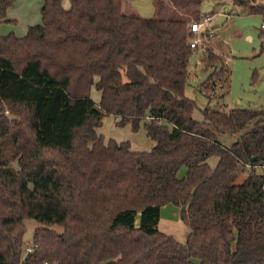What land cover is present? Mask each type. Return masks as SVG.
I'll return each instance as SVG.
<instances>
[{"label": "trees", "instance_id": "obj_1", "mask_svg": "<svg viewBox=\"0 0 264 264\" xmlns=\"http://www.w3.org/2000/svg\"><path fill=\"white\" fill-rule=\"evenodd\" d=\"M40 1V24L0 35V264H21L27 220L44 227L32 264H264V109L193 119L190 22L126 14L124 0ZM14 2L0 0V25ZM231 2L264 22V0ZM206 53L210 96L226 70ZM105 116L152 148L105 140ZM168 204L183 243L157 228Z\"/></svg>", "mask_w": 264, "mask_h": 264}, {"label": "rangeland", "instance_id": "obj_2", "mask_svg": "<svg viewBox=\"0 0 264 264\" xmlns=\"http://www.w3.org/2000/svg\"><path fill=\"white\" fill-rule=\"evenodd\" d=\"M177 2L175 3L177 4ZM196 3V0H184L180 2V8L176 6L174 10L166 5L169 11L165 15L178 19L180 17L185 18L186 14H193L198 9L200 14L206 15L221 10L222 14H227L228 17L221 26L211 30L209 38L204 42L202 41L197 49L192 50L189 58V74L184 96L196 104V109L192 115L193 119L201 122V111L206 108L225 111L233 109L263 110L264 51L261 50L263 40L260 37V25L263 22V17L259 14H249L242 8L233 5L231 0H199L198 4ZM40 5V0H33L32 3L27 0H15L9 8L10 12H13V21L1 25L5 32L4 35L13 33L16 36H23L27 33L29 26L39 24L41 22ZM62 5L64 8L69 7V1L64 0ZM156 16V18L162 17L158 14ZM200 18L197 17L192 20L189 18V22ZM206 48L211 49L222 60L226 70L224 74H218L214 78L215 88L209 93L210 96L205 95L202 86L213 70ZM253 73L256 74L255 79H252ZM89 95L95 103L99 102L100 94L94 86L90 88ZM97 132L105 140L129 142L131 150L136 152L149 151L153 145L146 138L142 127L137 132H132L128 125L117 127L110 116L103 117ZM216 162V157L208 160L210 166H214ZM255 171L257 173L262 172L260 168H255ZM184 174L185 168L182 167L178 176L182 177ZM24 224L26 232L23 240L21 264H32V256L30 261L26 260V255L30 253L27 250L31 247L32 233L34 230L44 227L31 220L25 221ZM157 228L159 231L173 236L181 243L185 241L189 232L188 227L179 219L178 208L171 204L160 208ZM49 229L57 234L62 232V228L58 225H52Z\"/></svg>", "mask_w": 264, "mask_h": 264}, {"label": "crops", "instance_id": "obj_3", "mask_svg": "<svg viewBox=\"0 0 264 264\" xmlns=\"http://www.w3.org/2000/svg\"><path fill=\"white\" fill-rule=\"evenodd\" d=\"M27 1L29 3L33 2V0H27ZM175 2L176 1H174V0H124L123 1V8H124V12L126 14H133V15L138 16V17L148 18V17H155L158 14V12L162 13V14H166L167 11H169L167 8L168 5L173 10L176 8V6H178V8H180L181 5L178 4V2H177V4ZM41 6H42V3L39 7V12H40ZM160 6H162V7L160 8ZM222 13L223 12L221 10H218L217 12L214 11L213 13H211L209 15L213 16V17H215V19H217V17ZM12 14H13V12L12 11L10 12V10L8 9L7 13H6V19L13 21V15ZM209 15L200 14L198 9H197L196 12H194L193 14H186L185 18L180 17L179 20L189 22V18H191V20H192L193 18L204 17V16H209ZM226 16H227V14H226ZM176 19H178V18H176ZM3 24H7V23H3ZM1 25H0V35H4L5 32L3 31ZM36 25H38V24H36ZM23 36H16V37H23Z\"/></svg>", "mask_w": 264, "mask_h": 264}, {"label": "built area", "instance_id": "obj_4", "mask_svg": "<svg viewBox=\"0 0 264 264\" xmlns=\"http://www.w3.org/2000/svg\"><path fill=\"white\" fill-rule=\"evenodd\" d=\"M214 20L215 17L209 15L189 23V32L192 36L188 41V45L191 50L197 49L198 46L202 44V41L204 42L209 38L211 32L209 28ZM260 29L264 31V22L260 25ZM261 39L264 41V33L261 35ZM27 252H30V249H28Z\"/></svg>", "mask_w": 264, "mask_h": 264}, {"label": "water", "instance_id": "obj_5", "mask_svg": "<svg viewBox=\"0 0 264 264\" xmlns=\"http://www.w3.org/2000/svg\"><path fill=\"white\" fill-rule=\"evenodd\" d=\"M226 18H227V16L225 14L219 15L217 17V19L214 20V22L210 26L209 30H213V29L221 26L225 22Z\"/></svg>", "mask_w": 264, "mask_h": 264}]
</instances>
